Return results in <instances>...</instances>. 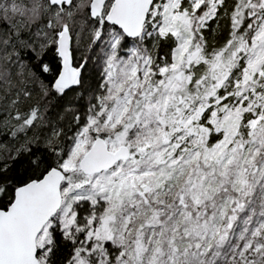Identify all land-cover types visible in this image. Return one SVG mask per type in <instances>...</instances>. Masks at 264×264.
<instances>
[{"label": "snow or ice", "instance_id": "6c2138e0", "mask_svg": "<svg viewBox=\"0 0 264 264\" xmlns=\"http://www.w3.org/2000/svg\"><path fill=\"white\" fill-rule=\"evenodd\" d=\"M0 264H264V0H0Z\"/></svg>", "mask_w": 264, "mask_h": 264}]
</instances>
